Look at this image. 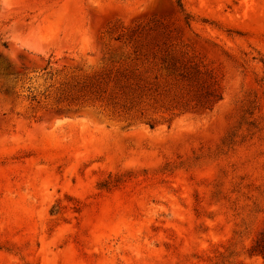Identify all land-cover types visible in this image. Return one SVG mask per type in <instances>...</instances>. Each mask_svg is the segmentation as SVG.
Masks as SVG:
<instances>
[{"label": "rangeland", "instance_id": "374dc122", "mask_svg": "<svg viewBox=\"0 0 264 264\" xmlns=\"http://www.w3.org/2000/svg\"><path fill=\"white\" fill-rule=\"evenodd\" d=\"M0 0V264H264V0Z\"/></svg>", "mask_w": 264, "mask_h": 264}, {"label": "trees", "instance_id": "16d2710c", "mask_svg": "<svg viewBox=\"0 0 264 264\" xmlns=\"http://www.w3.org/2000/svg\"><path fill=\"white\" fill-rule=\"evenodd\" d=\"M178 5H179L180 7H182L181 0H178Z\"/></svg>", "mask_w": 264, "mask_h": 264}]
</instances>
